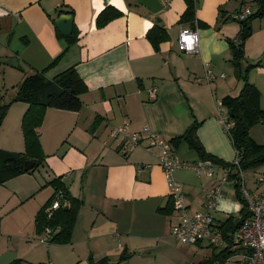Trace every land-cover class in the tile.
Here are the masks:
<instances>
[{
  "label": "crops",
  "instance_id": "crops-1",
  "mask_svg": "<svg viewBox=\"0 0 264 264\" xmlns=\"http://www.w3.org/2000/svg\"><path fill=\"white\" fill-rule=\"evenodd\" d=\"M108 6L123 14L98 27L97 16ZM244 6L255 8L253 0H197L200 51L189 54L178 42L181 29L189 26L180 23L184 0H170L158 13L138 0H0V104L15 95L28 74L48 66L67 46L56 31L55 19L61 14L73 15L78 39L46 76L54 78L74 66L89 88L79 111L47 109L38 128L46 154L41 167L0 184V264L15 259L23 264H90L91 258L104 257L115 264L124 250L127 258L118 264H129L137 251L152 252L157 260L170 248L177 213L160 211L170 205V189L157 156L144 144L124 154L110 132L125 123L132 131L149 126L170 141L197 120L206 151L232 162L236 150L216 111L224 96L238 94L242 86L230 62L229 39L240 32L235 15ZM158 23L169 39L155 51L147 32ZM252 26L244 51L248 63L255 64L249 81L259 89L264 110V17ZM207 68L225 77L211 85L195 83L193 78ZM153 87L158 90L155 100L149 96ZM28 107L23 101L10 106L0 126L1 149L25 150L22 119ZM250 134L264 144V121ZM175 154L186 163L199 160L186 143ZM146 164L150 167L138 171ZM175 173L189 206L202 209L204 192L214 180L188 168ZM57 177L82 201L72 240L64 244L52 242L36 226L38 211L54 193L49 182ZM226 188L215 212L219 224L241 209ZM145 212L152 216L136 220Z\"/></svg>",
  "mask_w": 264,
  "mask_h": 264
},
{
  "label": "trees",
  "instance_id": "trees-1",
  "mask_svg": "<svg viewBox=\"0 0 264 264\" xmlns=\"http://www.w3.org/2000/svg\"><path fill=\"white\" fill-rule=\"evenodd\" d=\"M184 1L186 9L181 15L180 23H188L190 27L195 28L198 25L195 16L197 0ZM253 2L255 8L252 14L246 20L239 21L241 29L237 38L229 39L232 55L230 62L234 74L242 82V86L238 94L226 95L221 100L229 120L233 123L229 136L239 155L240 165L244 170L264 164V144L257 142L250 134L252 127L264 121L261 93L249 81L250 70L255 64L248 63L244 51L245 41L253 32L252 22L255 19L264 17V0H253ZM122 14L117 8L108 6L97 16V26L102 27ZM56 31L59 36L66 38L67 46L48 66L40 70H33L28 74L17 87L15 95L7 103L0 104V126L14 102L23 101L29 104L22 119L25 150L15 152L0 148V184L21 174L31 173L43 164L46 154L40 142L38 128L44 121L47 109L79 111L83 106L81 96L89 90L87 83L74 66L59 73L54 78L50 79L46 76V72L58 64L61 57L68 50L69 45L78 39V33L75 29L69 35L61 34L57 27ZM147 38L153 45L154 50L160 51L161 44L169 39V34L167 29L158 23L149 29ZM200 125L201 123L196 120L182 135L172 138L170 141L174 149H177L181 143H186L191 150L197 153L199 159H210L219 164H227L206 151L197 134ZM28 160L35 162L34 167L30 170L25 169V162ZM49 184L54 187V193L37 213V230L42 232L49 227L52 229V242L58 244L69 243L72 240L82 201L69 193L68 187L62 182L61 177L53 179ZM239 187V185H236L237 195L241 203L240 220L236 221L234 216H231L220 224L219 227L225 236L229 232L237 230L250 215L248 204L242 197ZM56 199H60V207L49 214L47 209ZM168 208L173 210L171 198L170 205L163 209L160 208V211L165 212ZM125 254L126 250L121 254L119 262L127 258ZM230 254L227 250L216 251V248L213 247L211 256L198 264H213L216 260L224 261ZM9 264H23V260L15 259ZM90 264H110V260L107 257L98 261L91 258Z\"/></svg>",
  "mask_w": 264,
  "mask_h": 264
},
{
  "label": "built area",
  "instance_id": "built-area-1",
  "mask_svg": "<svg viewBox=\"0 0 264 264\" xmlns=\"http://www.w3.org/2000/svg\"><path fill=\"white\" fill-rule=\"evenodd\" d=\"M167 5L170 0H160ZM253 10L250 6L242 7L235 15L238 21L246 20ZM198 26H187L180 31L178 42L185 53L194 54L200 51V34ZM208 66V63H206ZM211 69H206L202 76H195L193 81L198 84L211 85L217 78ZM150 99L158 95L157 87L150 91ZM216 117L229 135L233 123L229 120L225 107L218 103ZM112 138L120 144V150L128 154L140 145L157 156L158 164L162 167L170 189L169 197L173 202V210L177 213V221L172 226L171 235L179 242L197 244L206 241L218 250L231 253L224 261L216 260L213 264H264V173L255 179L253 189L247 187L246 170L240 165L239 155L232 162L219 164L210 159H199L192 163L181 161L175 154L171 141L161 134L145 126L140 131H132L129 123L115 125L110 132ZM150 165L138 166L142 171ZM191 169L195 174L205 175L214 180L213 185L204 192L203 208L193 210L189 204L183 184L175 178L178 169ZM239 185L240 193L248 204L250 215L241 226L227 236L224 235L220 224L215 218V212L227 194V185ZM60 207V199H56L47 209L51 214ZM46 235H52V229L45 228Z\"/></svg>",
  "mask_w": 264,
  "mask_h": 264
},
{
  "label": "rangeland",
  "instance_id": "rangeland-1",
  "mask_svg": "<svg viewBox=\"0 0 264 264\" xmlns=\"http://www.w3.org/2000/svg\"><path fill=\"white\" fill-rule=\"evenodd\" d=\"M8 102V101H7ZM4 102V103H7ZM3 104V103H2ZM263 123V122H262ZM259 124V123H258ZM256 126V125H255ZM41 165L38 167V169ZM247 176V187L253 189L255 179L261 177L264 173V164L246 170ZM176 174V173H175ZM204 178H208L205 175H201ZM210 179V178H208ZM212 180V179H210ZM227 187L231 190V197L234 202L237 204L240 203L239 197L237 195V188L234 185H227ZM200 199V197L198 198ZM241 204V203H240ZM152 214L145 212L144 214H140L136 220L143 218H150ZM234 219L236 221L240 220V212L234 215ZM170 248L166 249L164 253L160 254L157 260L154 259L152 252L145 253L144 255H140V251H137L135 257L129 264H198L200 261L211 256L213 247L209 245L206 241L199 242L200 245L191 244L186 245L177 241L173 236H169ZM164 251V250H163ZM218 251V249H216Z\"/></svg>",
  "mask_w": 264,
  "mask_h": 264
},
{
  "label": "water",
  "instance_id": "water-1",
  "mask_svg": "<svg viewBox=\"0 0 264 264\" xmlns=\"http://www.w3.org/2000/svg\"><path fill=\"white\" fill-rule=\"evenodd\" d=\"M140 3L144 4L151 12L158 13L164 9V5L160 0H138ZM161 22V18H158ZM74 17L71 14H61L55 19V25L59 32L63 35L71 34L73 30ZM34 161H26L25 169L30 170L34 167Z\"/></svg>",
  "mask_w": 264,
  "mask_h": 264
}]
</instances>
